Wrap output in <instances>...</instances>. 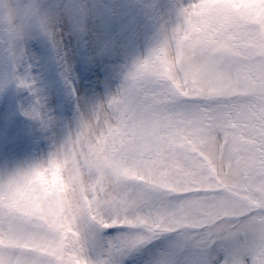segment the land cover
Masks as SVG:
<instances>
[{
  "label": "snow or ice",
  "instance_id": "1",
  "mask_svg": "<svg viewBox=\"0 0 264 264\" xmlns=\"http://www.w3.org/2000/svg\"><path fill=\"white\" fill-rule=\"evenodd\" d=\"M81 8L0 0V264H264V0Z\"/></svg>",
  "mask_w": 264,
  "mask_h": 264
},
{
  "label": "rangeland",
  "instance_id": "2",
  "mask_svg": "<svg viewBox=\"0 0 264 264\" xmlns=\"http://www.w3.org/2000/svg\"><path fill=\"white\" fill-rule=\"evenodd\" d=\"M19 2L23 3L25 0H19ZM43 2L53 5H65L73 23H75L81 14L82 5H87L90 9L94 10L127 11L129 8L137 4L147 3L149 0H43ZM28 47L36 55H40L41 52H47L46 42L38 35L30 38ZM26 95L25 92L18 91L13 86L0 85V109L5 108L9 102H15L17 105L24 103Z\"/></svg>",
  "mask_w": 264,
  "mask_h": 264
}]
</instances>
